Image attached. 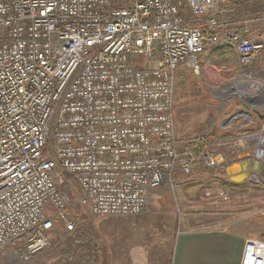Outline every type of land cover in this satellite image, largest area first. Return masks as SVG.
I'll list each match as a JSON object with an SVG mask.
<instances>
[{
  "label": "built area",
  "instance_id": "built-area-1",
  "mask_svg": "<svg viewBox=\"0 0 264 264\" xmlns=\"http://www.w3.org/2000/svg\"><path fill=\"white\" fill-rule=\"evenodd\" d=\"M250 1L0 0V252L36 264L57 219L62 251L49 264H98L61 172L93 217H126L165 183L173 189L176 171L217 166L207 148L179 147L177 71L199 73L200 54L226 47L237 79L251 80L264 14L234 12ZM182 9L201 26H183ZM239 264H264V240H246Z\"/></svg>",
  "mask_w": 264,
  "mask_h": 264
},
{
  "label": "crops",
  "instance_id": "crops-1",
  "mask_svg": "<svg viewBox=\"0 0 264 264\" xmlns=\"http://www.w3.org/2000/svg\"><path fill=\"white\" fill-rule=\"evenodd\" d=\"M208 54L209 51H205L199 55L201 61L199 73L188 70L192 75L199 77V83H202L205 88H197L196 85L199 86L197 81L196 84L184 74H178L181 83H184L181 84L183 89L204 96L195 110L187 111L188 107L182 108L184 121L190 125V128L194 124L196 130H199V134L193 140L198 144L195 143L191 147L193 143L191 141L189 146L183 145L187 133L190 132L184 130L185 124L177 125L176 134L181 149L191 147L204 151L207 148L218 164L214 168H206L201 164L195 167L193 173H199V178L196 180L199 182V203L186 202L187 213L182 223L183 230L172 236L173 245L172 249L170 248L168 264H239L246 240H264V182L255 178L257 172L253 170V167L256 156H253L252 147L248 143L247 148L234 146L237 138L245 135L242 132L251 130L255 122L245 124L237 117L241 113L234 114L240 104H232L231 99L234 98L230 97L231 87L227 79L237 71L234 70L235 62L232 68H217L209 63ZM231 54L235 59L232 50ZM254 67H260V69L256 70ZM262 67H264V60L256 58L247 72L250 75L263 72ZM188 84L193 87L187 88ZM253 88L248 96L252 103L251 109L255 108L257 111V115L252 114L253 118L264 119V116L260 115V109L264 107V93L257 94ZM220 100L226 103L221 105ZM208 101L210 103L213 101L216 105L213 106ZM249 112L253 113L252 110ZM246 127L249 128L246 129ZM225 132L231 134L230 140L220 138ZM254 133L256 132H246V134H252V140H256L257 136ZM236 163H248L249 169L245 173L247 179L240 177L237 178L240 181H235L231 178L232 176L228 173L229 168ZM178 177H181L179 173H175V181L179 179ZM183 178L187 180L186 183L185 181L179 183L178 187L181 185L194 187V182L186 177ZM198 206L199 209H196L198 211H195L194 209Z\"/></svg>",
  "mask_w": 264,
  "mask_h": 264
},
{
  "label": "rangeland",
  "instance_id": "rangeland-1",
  "mask_svg": "<svg viewBox=\"0 0 264 264\" xmlns=\"http://www.w3.org/2000/svg\"><path fill=\"white\" fill-rule=\"evenodd\" d=\"M234 12L236 16L243 13L247 15L264 14V1L258 0L237 4L234 7ZM181 68L183 67H179L177 71L173 95V118L175 127L185 124L184 130L186 132L190 131L187 133V137L184 139L186 141L183 144L189 146L190 142L199 134V130H196L194 124H192L190 128V125L184 121L182 108L188 107L187 111L195 110L196 107L199 106V101L204 96L183 89L181 84L184 83H181L179 75L184 74L186 77H189V80L192 79L195 82L197 81L199 84V86L196 85L197 88L204 87V85L199 83V77L192 75L188 70H180ZM254 68H256V70L260 69V67ZM237 76L238 70L233 72L231 77L227 79L230 83L229 87H231V89L233 88V90L230 91L231 93H235L236 96H241L239 92L237 94V91L245 89V97H248L252 87H257L260 93H264V71L252 74L251 80L244 79L239 85H235L236 81L239 80ZM192 87L189 86V84L187 85V88ZM210 98L212 99L211 96ZM235 100L236 99L233 101ZM182 101L184 102L182 103ZM208 102L210 103V101ZM225 103V101H221V105ZM210 104L213 106L216 105L213 101H211ZM232 104H234V102H232ZM260 110V115L264 116V107ZM240 113L241 115L237 117L242 119L245 124L251 121L255 122V126H252V129L250 128L251 130L242 132L245 135L241 136L245 137L247 135L251 137L250 142L247 143L252 147V154L255 157L257 155V150L263 148L262 145L264 146V140H261V137H264V119H254V115H252L254 113H246L242 109ZM247 128L249 127H246V129ZM246 132H256L254 135L257 136V139L252 140V134H246ZM260 140L263 141V143ZM257 141L258 147L255 146V142ZM247 143L244 141V146L242 148H247ZM193 146L191 145V147ZM260 160L255 158V161L260 162ZM61 175L68 184V187H66L67 190L71 192L73 196L69 208L70 215L71 217L73 215L76 216L77 224H81L82 229L86 231V233L82 231V235H90L92 241L98 245L100 264H168L171 253L170 248L173 245L172 236L177 234L180 230H183L182 223L184 215L187 213V207H185L186 202H192L194 204L199 203V182L196 181L199 178V173H192L186 178L194 182V187H183V185L178 187L179 183L181 184L185 181L183 177V179L178 177L179 179L175 181V187H173V189L169 187L168 183H165L162 187L148 195L144 210L139 215L126 217H93L86 207L80 206L78 200L80 192L76 187H71L72 177L63 172H61ZM196 209H199V206L194 209L198 211ZM80 228H78V230L81 233ZM61 229V223L57 219H54V228L52 229V233L50 232L48 235L50 246L44 252L33 258L36 264H49L58 256V252L62 251L61 245L58 243L59 236L64 234ZM0 264L22 263L9 256L6 252H0Z\"/></svg>",
  "mask_w": 264,
  "mask_h": 264
},
{
  "label": "trees",
  "instance_id": "trees-1",
  "mask_svg": "<svg viewBox=\"0 0 264 264\" xmlns=\"http://www.w3.org/2000/svg\"><path fill=\"white\" fill-rule=\"evenodd\" d=\"M112 3V7L113 8H118V7H128L130 4V0H111ZM180 16L182 18L183 21V26L189 27V28H193V27H199L202 24V19L196 18L191 16L190 14H188L186 12V10L182 9ZM208 61L212 66H215L217 68H221V67H227V68H232L234 66V58L231 54V50L229 48L226 47H216L213 48L211 50H209V54H208ZM220 138H224V140H230L231 139V134L229 132H225L221 135ZM196 145L198 144V142H194L191 143V145ZM196 154L201 153V151H195ZM178 173V171H176ZM257 175L260 181L264 182V152H263V162L261 163V165L259 166L258 170H257ZM70 198L72 199L73 196L71 194V192H69L67 190ZM71 219L75 220L76 222V226H78L77 228L81 229V233L82 231L84 233H86V231H84V229H82V225H78L77 224V220H76V216H72ZM63 231V229H61ZM83 233V234H84ZM88 237L89 240V244H93V249L95 250V258L96 261L99 263V248L98 245L92 241V238L90 235H86Z\"/></svg>",
  "mask_w": 264,
  "mask_h": 264
},
{
  "label": "water",
  "instance_id": "water-1",
  "mask_svg": "<svg viewBox=\"0 0 264 264\" xmlns=\"http://www.w3.org/2000/svg\"><path fill=\"white\" fill-rule=\"evenodd\" d=\"M230 97H233L234 99H236L237 101H239L240 103V108H236L234 114L238 115L240 113V110L242 109L244 112L248 113L249 111H253L254 114L257 115V111L255 108H252V103L251 100H249L248 97H237L235 95H231ZM255 101V100H254ZM261 117V116H260ZM261 140H264V137L261 138ZM262 149L258 152V155L256 156L257 159H261L260 162L255 161L254 163V167L253 170L257 172L259 166L261 165V163L263 162V152H264V146L262 145ZM249 169V165L248 163H240V164H233L230 168H229V174L232 176L231 178L234 179L235 181H239L240 177H244V179H247V175H245V173L248 171ZM255 178L258 179V176L255 175Z\"/></svg>",
  "mask_w": 264,
  "mask_h": 264
},
{
  "label": "bare ground",
  "instance_id": "bare-ground-1",
  "mask_svg": "<svg viewBox=\"0 0 264 264\" xmlns=\"http://www.w3.org/2000/svg\"><path fill=\"white\" fill-rule=\"evenodd\" d=\"M239 82H240V79L236 81L235 85H239ZM232 86H233V85H232ZM241 88H242V87H241ZM229 89H230V88H229ZM231 90H233V88H232ZM262 143H263V141H262Z\"/></svg>",
  "mask_w": 264,
  "mask_h": 264
},
{
  "label": "flooded vegetation",
  "instance_id": "flooded-vegetation-1",
  "mask_svg": "<svg viewBox=\"0 0 264 264\" xmlns=\"http://www.w3.org/2000/svg\"><path fill=\"white\" fill-rule=\"evenodd\" d=\"M231 100H232V99H231ZM233 100H234V99H233ZM233 100H232V102H234V103H236V104H237V102H238V104H240V103H239V101H236V100H235V101H233Z\"/></svg>",
  "mask_w": 264,
  "mask_h": 264
}]
</instances>
